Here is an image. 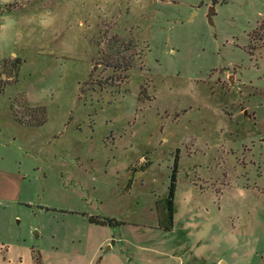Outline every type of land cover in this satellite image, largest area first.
Returning a JSON list of instances; mask_svg holds the SVG:
<instances>
[{"label":"rangeland","instance_id":"obj_1","mask_svg":"<svg viewBox=\"0 0 264 264\" xmlns=\"http://www.w3.org/2000/svg\"><path fill=\"white\" fill-rule=\"evenodd\" d=\"M0 264H264V0H0Z\"/></svg>","mask_w":264,"mask_h":264},{"label":"trees","instance_id":"obj_2","mask_svg":"<svg viewBox=\"0 0 264 264\" xmlns=\"http://www.w3.org/2000/svg\"><path fill=\"white\" fill-rule=\"evenodd\" d=\"M218 0H213L216 3ZM127 49H125L126 51ZM124 50L118 49V57L114 63L109 62L110 66H113L118 71H123V77H127L128 71L131 70L136 65V59L134 56H124ZM114 59V58H113ZM113 61V60H112ZM123 79V78H122ZM143 91V90H142ZM31 111L33 108H30ZM179 167V153L176 154L173 172L171 174V183L168 188L167 195L161 199L162 203L159 209V217H160V226L165 230H172L174 228V217H175V192L177 187V173ZM91 222L101 224V225H110L116 226L121 224L119 220L110 217H101V216H90ZM38 261L41 262V256L39 254L36 255Z\"/></svg>","mask_w":264,"mask_h":264},{"label":"crops","instance_id":"obj_3","mask_svg":"<svg viewBox=\"0 0 264 264\" xmlns=\"http://www.w3.org/2000/svg\"><path fill=\"white\" fill-rule=\"evenodd\" d=\"M175 218V217H174ZM175 220V219H174ZM110 237L109 236H106V237H104V239L100 242V244H99V248H100V250H102V248H103V246L106 244V243H109V239ZM112 246L111 245H109V249L111 248ZM98 250V249H97ZM98 254V253H97Z\"/></svg>","mask_w":264,"mask_h":264},{"label":"water","instance_id":"obj_4","mask_svg":"<svg viewBox=\"0 0 264 264\" xmlns=\"http://www.w3.org/2000/svg\"><path fill=\"white\" fill-rule=\"evenodd\" d=\"M214 12H215V8L214 7H211L210 14H209V18L211 20H212V15H213Z\"/></svg>","mask_w":264,"mask_h":264}]
</instances>
